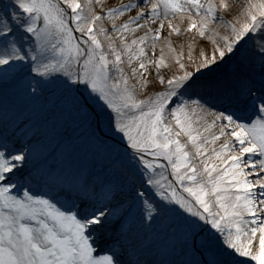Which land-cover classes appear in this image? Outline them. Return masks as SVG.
Instances as JSON below:
<instances>
[{
  "label": "snow or ice",
  "instance_id": "obj_1",
  "mask_svg": "<svg viewBox=\"0 0 264 264\" xmlns=\"http://www.w3.org/2000/svg\"><path fill=\"white\" fill-rule=\"evenodd\" d=\"M0 264H264V0H0Z\"/></svg>",
  "mask_w": 264,
  "mask_h": 264
}]
</instances>
